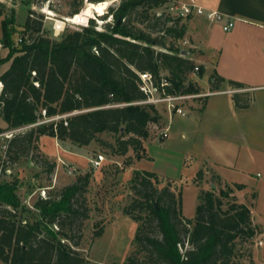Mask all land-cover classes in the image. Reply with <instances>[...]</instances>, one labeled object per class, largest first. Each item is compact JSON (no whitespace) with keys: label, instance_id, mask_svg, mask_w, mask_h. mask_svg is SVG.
I'll return each instance as SVG.
<instances>
[{"label":"trees","instance_id":"1","mask_svg":"<svg viewBox=\"0 0 264 264\" xmlns=\"http://www.w3.org/2000/svg\"><path fill=\"white\" fill-rule=\"evenodd\" d=\"M98 1L103 0L94 2ZM168 2L120 0L109 7L112 20L103 29L91 19L81 29L64 31L60 38L46 34L43 15L30 8L18 44L13 39L14 11L4 17L1 43L9 52L0 58V67L7 61L10 65L0 72V116L6 122L0 133L15 130L5 142V163L18 162L45 136L87 146L102 133L120 134L113 146L116 154L126 155L132 149L135 159H151L144 139L161 115L154 104L145 102L148 96L141 89L140 74L151 73L154 84L160 85L166 71L168 94L197 95L201 89L189 74L196 66L199 77L205 72L179 46L187 31L183 17L157 13ZM79 12L77 7L72 14ZM225 81L216 71L210 76L214 90ZM228 83L236 89L244 87L238 81ZM248 94L234 93L236 107H249L241 100ZM1 170L5 174L7 164ZM90 177V173L81 175L56 196L37 199L34 206L41 214L33 221L25 215L18 180H0V260L93 264L73 247L79 244L76 225L80 228L89 217L85 193ZM202 178L199 171L196 181ZM162 179L150 171L133 172V197L124 213L139 222L134 238L138 250L124 264H234L239 242L254 241L257 234L249 206L236 200L235 192L245 185H226L218 193L201 189L197 215L187 218L181 191L177 193L171 183L159 187ZM103 231L97 230L96 236Z\"/></svg>","mask_w":264,"mask_h":264},{"label":"rangeland","instance_id":"2","mask_svg":"<svg viewBox=\"0 0 264 264\" xmlns=\"http://www.w3.org/2000/svg\"><path fill=\"white\" fill-rule=\"evenodd\" d=\"M94 1L96 0H0V10L3 12L0 18L11 16L14 11L13 29L15 33L13 39L18 44L23 34L28 10L32 8L43 15L45 33L53 38H60L64 31L81 29L90 23L91 19H94L99 29H103L105 23L112 20L111 15L107 14L109 7L118 5L120 0ZM90 2L103 3L106 6L103 13L100 14L96 9L91 8ZM181 4L180 0H169L165 6L157 9V13L165 12L173 17L182 16L183 23H187L189 19L182 15ZM77 7H80V12L73 15L72 12ZM58 20L65 23L59 31L56 29ZM167 41H171L169 36ZM179 46L183 49L186 48L183 41L179 42ZM167 74L164 71L163 77H166ZM189 78L193 81L200 79L194 72L189 74ZM208 78L209 76L205 75V79L208 80ZM203 92L205 93H202L200 97H191L180 103L186 113L194 104L198 106L204 104L207 94L204 88ZM256 96V91H251L241 99L242 102L247 101L251 107L247 116L252 118L250 123L252 129L246 140L242 136L236 142L246 148L252 156L258 157L260 154L264 155V103L260 100L256 103ZM155 106L161 113L162 120L159 124L150 125L149 136L146 139H157V148L154 151L157 156L156 161L145 158L132 168L130 159L133 161L135 159L133 150L131 149L126 155H118L113 148L120 134L102 133L98 140L92 141L83 148H78L79 145H73L70 141L59 140L60 152H56V154L50 151L49 143L43 144L40 140L39 147L32 148L30 153L22 156L18 162L5 163L6 155L3 145L8 139L3 135L0 136V168L2 169L3 165L7 164V170L5 174L0 172V180H18V194L21 203L26 207L25 215L33 221L38 219L41 214V211L34 206L37 199L46 198L49 195L56 196L65 186L73 184L79 176L90 173V182L85 193L90 208L89 217L82 221L80 228H78L79 223L76 225L75 241H79V244L73 243V247L93 264H124L127 257L138 250L134 244V238L139 222L124 213V208L133 197L130 179L136 169L178 178L170 181L163 176L159 187L171 183L177 193L181 191L183 215L187 218H195L200 186L194 183L193 179L200 168L210 167L217 173H221L222 176L226 175L230 169L239 168L236 165V167L225 169L226 167L224 168L223 165L225 163L214 160L205 147L210 136L235 141V136L232 133L225 132L227 131L225 128L222 133L217 127L214 129L215 131H212L205 125L198 126L197 123L190 122V115L184 117L179 113L170 114L166 102L157 103ZM223 110L227 114L229 113L226 102ZM192 115L195 113L193 112ZM166 116H168L167 126ZM168 126L169 137L163 140L161 134ZM74 151L81 152L82 156H75V160L67 158L68 153ZM99 154H103L106 160L102 168H95L90 161ZM185 160L187 161L184 165ZM69 164L77 167L74 173L68 171ZM204 174H207L208 179L205 182V188L202 189H215L218 193L221 188L226 187L216 175L211 176V173L203 171ZM260 175L264 177V168L260 167L257 159L254 158L252 163L241 169L240 177L246 180L251 189L256 192L257 188H262L264 185ZM236 200L239 201L237 196ZM100 228H103L104 231L101 236L97 237L95 233ZM154 234H158L156 229H154ZM239 243L241 245L237 248L238 257L234 259V264H255L251 252L254 241L248 240L246 243L243 241ZM186 247L189 245L186 244ZM137 254L141 258L143 257V253ZM0 264L5 263L0 260Z\"/></svg>","mask_w":264,"mask_h":264},{"label":"crops","instance_id":"3","mask_svg":"<svg viewBox=\"0 0 264 264\" xmlns=\"http://www.w3.org/2000/svg\"><path fill=\"white\" fill-rule=\"evenodd\" d=\"M180 1L182 3L181 5L191 4L192 2V0ZM193 1L207 11L221 12L224 15V20L217 22L208 19L205 15L197 13L190 15L187 22L186 35L183 39V44L186 46L184 49L188 57L193 59L197 65L204 67V76L199 77L200 79H197L196 82L201 89V94L205 93L203 92V88L206 90L207 94L205 95V102L202 106L194 104L193 107L187 110L186 115L182 116L186 117L190 115V122L197 123L198 126L205 125L212 131L217 127L221 130L220 132L223 133L225 128V130H227L225 132H230L235 136V141L210 136L205 147L214 160L223 161V163H225L223 164L224 168L226 167L225 169L236 167V165L239 166L238 169H230L227 171L226 175L223 176L210 167L206 169L200 168L199 171H204L205 173L209 172L211 176L213 174L216 175L223 181L224 186H233L235 183L245 185L243 189L237 190L235 195L238 197V202L245 203L249 206L250 217L257 230L254 244L251 248L252 259L255 264H264V185L262 188H257L255 192L251 189L248 182L240 177L241 169L252 163L254 158L257 159L258 165L264 168V155L260 154L258 157L252 156L246 148L239 142H236L239 140V137L242 136L244 140L247 139V135L251 133L252 129V126L250 127L252 118L247 116L251 107L238 108L233 99L235 92L249 93L251 91H256V103H258L259 100L264 103V0ZM228 20L234 22V27L229 31H225L223 26ZM1 35L2 19L0 18V58H4L8 55L9 49L3 47ZM9 65L10 61L2 64L0 72L5 71ZM214 71L226 79V81L221 84L220 88L215 90L212 89L210 82V76ZM205 75L209 76L208 80L205 79ZM229 80L241 82L244 84V87L241 88L242 90H237L228 83ZM225 102L229 108L228 114L223 110ZM240 103L242 104V102ZM193 112L195 115H192ZM167 118L168 116H166V126ZM161 120L162 115L160 122ZM0 127H6V122L1 116ZM167 128L169 130V126L166 127V129ZM41 141L43 144L46 142L49 143V149L54 154L60 152L58 138L45 136ZM156 144V138L144 139L143 146L145 152L151 157L150 160L152 161L157 160V156L154 153L157 148ZM77 147L83 148L87 146ZM80 153L79 151L68 153L67 158L75 160V156H82ZM142 159H134L131 167H135L136 163ZM186 161L187 160L184 161V165ZM154 173L161 178L165 176L172 180L178 179L174 176L162 175L157 172ZM196 176L193 179L194 183L200 186V190L205 188V182L208 179L207 174L203 175L200 182L195 181ZM260 177L264 182V177L261 175ZM259 241H262L263 244L259 245Z\"/></svg>","mask_w":264,"mask_h":264},{"label":"built area","instance_id":"4","mask_svg":"<svg viewBox=\"0 0 264 264\" xmlns=\"http://www.w3.org/2000/svg\"><path fill=\"white\" fill-rule=\"evenodd\" d=\"M182 9V15L188 16V15H192L193 13H197L200 15H205L208 19L212 20V21H217V22H221L224 20V15L219 12V11H207L204 8L198 6L193 0L191 2V4H183L181 6ZM88 24V23H87ZM234 27V22L231 20H228L227 22H225L223 29L225 31H229ZM199 72V66L195 67V73ZM141 77V89L147 94L148 98L145 102L150 103V104H154L156 105L157 103H167L168 104V109L170 111V113H179L181 115H186V111L183 110V108L181 107L180 103L185 101L188 98H195V97H199L201 94H168L165 90V87L167 85H169V81L166 77H163L161 84L160 85H155L154 84V80H153V76L151 73H141L140 74ZM2 89V83L0 82V92ZM43 115L46 114V111L43 110L42 111ZM59 118V117H57ZM46 120H50V119H46ZM15 132V130L13 131H9L7 133H0V136L5 135L8 138H10L13 133ZM169 135V130L168 128L165 129L161 136L162 138H167ZM7 147V144L5 143L3 145V149L5 150ZM106 160V157L103 154H99L96 158L91 159V163L95 168H102L104 162ZM77 170L76 166L73 165H68V171L70 173H74ZM0 172L2 173V170L0 168ZM0 173V174H1ZM259 245H262L263 242L259 241L258 242Z\"/></svg>","mask_w":264,"mask_h":264},{"label":"bare ground","instance_id":"5","mask_svg":"<svg viewBox=\"0 0 264 264\" xmlns=\"http://www.w3.org/2000/svg\"><path fill=\"white\" fill-rule=\"evenodd\" d=\"M90 7L96 9L100 14H102L106 6L103 3L90 2ZM64 25L65 23L63 21L58 20L56 23V29L59 31L64 27Z\"/></svg>","mask_w":264,"mask_h":264},{"label":"water","instance_id":"6","mask_svg":"<svg viewBox=\"0 0 264 264\" xmlns=\"http://www.w3.org/2000/svg\"><path fill=\"white\" fill-rule=\"evenodd\" d=\"M35 81H37V79H35ZM1 112H3V111H1Z\"/></svg>","mask_w":264,"mask_h":264}]
</instances>
